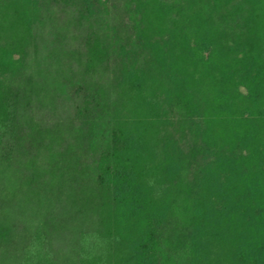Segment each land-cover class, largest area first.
<instances>
[{
  "label": "trees",
  "instance_id": "obj_1",
  "mask_svg": "<svg viewBox=\"0 0 264 264\" xmlns=\"http://www.w3.org/2000/svg\"><path fill=\"white\" fill-rule=\"evenodd\" d=\"M120 1L125 38L114 0H0V264H264V0ZM55 8L60 86L29 61ZM64 91V185L7 202Z\"/></svg>",
  "mask_w": 264,
  "mask_h": 264
},
{
  "label": "rangeland",
  "instance_id": "obj_2",
  "mask_svg": "<svg viewBox=\"0 0 264 264\" xmlns=\"http://www.w3.org/2000/svg\"><path fill=\"white\" fill-rule=\"evenodd\" d=\"M114 2L117 11L109 16V23L117 31L119 30L118 33L125 38L130 34V32L126 31L124 25L127 22L128 14L125 12L123 3L120 0H114ZM70 21V13L63 8L51 9L48 13H45L43 22L39 25L36 32L37 47L35 50L31 49L30 51L29 61L34 66V70L40 68L56 86L67 82L71 76V62H69L68 56L62 52V48H71L77 44L74 39L76 31ZM63 93L65 96L57 101L56 109H41L37 113V119L42 125L52 126V133L53 136L55 135V139L47 141V144L35 156L34 163L28 164L29 167L24 170L28 177L34 175L35 188L29 191L26 180L19 179L10 183L6 192L7 202L13 199H21L23 203L39 204L44 199L43 195H45L46 191L47 194L54 196L53 194L58 193L64 185L61 183V171H63L61 166L70 163L68 157L59 159L57 165L53 164V161L58 151L63 150L62 147L66 146L65 142L70 139V134L64 126L70 118V111L74 102L66 96L65 91ZM54 165L56 168H54ZM54 170L58 173L54 174ZM67 238L68 234L60 233L56 240L59 244H63Z\"/></svg>",
  "mask_w": 264,
  "mask_h": 264
}]
</instances>
